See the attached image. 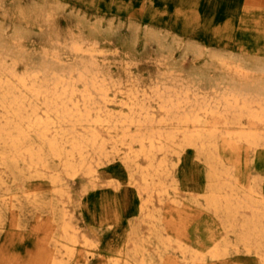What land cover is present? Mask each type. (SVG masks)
I'll use <instances>...</instances> for the list:
<instances>
[{"label":"bare ground","instance_id":"bare-ground-1","mask_svg":"<svg viewBox=\"0 0 264 264\" xmlns=\"http://www.w3.org/2000/svg\"><path fill=\"white\" fill-rule=\"evenodd\" d=\"M21 39L17 30L0 31V189L32 177L52 186L56 223L39 245L44 264L89 260L93 241L68 215L65 179L98 183V166L116 158L139 207L106 264H231L226 257L240 249L264 264V191L236 176L223 157L224 148L264 150V65L220 53L213 60L218 75L195 67L192 75L162 74L148 91L127 74L113 78L84 38H51L37 60L26 57ZM186 147L206 174L182 189L173 159ZM11 195L0 193V219L8 206L20 212L21 199Z\"/></svg>","mask_w":264,"mask_h":264},{"label":"rangeland","instance_id":"rangeland-1","mask_svg":"<svg viewBox=\"0 0 264 264\" xmlns=\"http://www.w3.org/2000/svg\"><path fill=\"white\" fill-rule=\"evenodd\" d=\"M43 9L50 13L47 20ZM16 30L26 57L33 60L51 38L64 42L71 35L95 43L102 68L109 69L115 79L129 75L140 90L143 86L149 91L162 74L192 75L196 68L218 75L214 61L220 53L229 60L264 65V0H0V31L10 36ZM223 151L236 176L252 178L264 191V150ZM173 163L174 178L182 189L197 184L206 174L190 147ZM98 169L95 184L81 176L65 179L68 215L79 232L93 241L89 260L77 264H106L138 216L139 198L128 189L127 170L120 159ZM116 182H121L118 189L111 187ZM51 187L46 178L32 177L16 184L7 181L0 189L22 203L20 212L18 207L3 209L0 264H44L39 245L46 226L51 223L55 229L56 223L48 205L54 199ZM237 251L226 257L232 259L231 264H257L254 254Z\"/></svg>","mask_w":264,"mask_h":264}]
</instances>
